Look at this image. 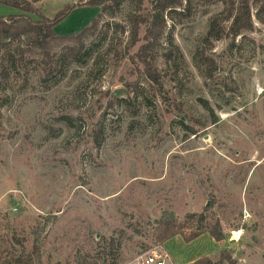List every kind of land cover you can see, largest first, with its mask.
Returning <instances> with one entry per match:
<instances>
[{
  "label": "rangeland",
  "instance_id": "obj_1",
  "mask_svg": "<svg viewBox=\"0 0 264 264\" xmlns=\"http://www.w3.org/2000/svg\"><path fill=\"white\" fill-rule=\"evenodd\" d=\"M77 1L43 0L41 11L51 19ZM222 10L207 3L176 26L178 58L166 55L163 41L158 84L139 79L129 59L142 42L128 49L120 32L101 40L98 30L121 16L103 19L96 37L84 40L96 50L83 63L52 77L22 65L0 80L1 264L31 254L34 244L36 264H104L111 238L120 244L117 264H132L158 247L163 213L180 224L203 215L218 224L237 264H264V21L253 17L245 35L254 44L242 57L225 39L213 43L207 56L216 66L205 78L193 59L208 20ZM17 13L0 6V17ZM98 13L75 7L53 31L74 34ZM137 79L129 91L125 83ZM164 244L172 264L216 258L222 248L208 234Z\"/></svg>",
  "mask_w": 264,
  "mask_h": 264
},
{
  "label": "trees",
  "instance_id": "obj_2",
  "mask_svg": "<svg viewBox=\"0 0 264 264\" xmlns=\"http://www.w3.org/2000/svg\"><path fill=\"white\" fill-rule=\"evenodd\" d=\"M42 2L43 0H0V6H9L18 11L17 14L0 17V80L6 81L9 74L16 73L22 65L40 66L44 75L52 77L56 73H62L64 67L83 63L85 59L91 58L96 50L95 45L86 48L84 40L96 37L103 19L114 20L121 16L120 22L108 21L98 30L102 33L101 40H105L108 33L120 32L128 36V49L142 42L129 59L133 62L139 79L158 84L160 75L155 68V60L163 41H166V46L170 48L166 55L173 54L178 58L179 53L172 44V33L176 26L188 20L197 8L207 3H215L222 5L223 10L208 20L207 32L201 39L193 59L197 71L208 78L216 66L207 56L213 43L225 39L229 42L228 49L237 51L239 57H242L244 49L254 44L245 35L255 28L253 17L259 22L264 21V0H78L67 5L51 19L43 15ZM83 5L97 7L98 15L88 26L74 34L56 35L54 27L65 19L72 9ZM108 50H111V46ZM125 87L129 91H135L138 88V79L131 84L125 83ZM120 102L125 103L126 110L132 114L136 112L126 100ZM101 132V124L96 125L93 129L96 148L101 146ZM187 219V224H180L173 214L163 213L160 219L155 221L154 243L161 247L167 240L176 236L189 243L207 233L218 245L221 244L222 248L216 258L202 257L192 264H237L232 251L223 248L224 236L218 224L207 225L203 215L192 214L188 215ZM189 220H194V224ZM119 246L118 241L111 238L105 252L108 263L105 261L104 264H117ZM38 257L39 249L34 244L31 254L19 256L7 263L36 264Z\"/></svg>",
  "mask_w": 264,
  "mask_h": 264
},
{
  "label": "built area",
  "instance_id": "obj_3",
  "mask_svg": "<svg viewBox=\"0 0 264 264\" xmlns=\"http://www.w3.org/2000/svg\"><path fill=\"white\" fill-rule=\"evenodd\" d=\"M231 240H238V237H235V233H231ZM132 264H172V262L162 248L156 247L149 252L137 255Z\"/></svg>",
  "mask_w": 264,
  "mask_h": 264
},
{
  "label": "crops",
  "instance_id": "obj_4",
  "mask_svg": "<svg viewBox=\"0 0 264 264\" xmlns=\"http://www.w3.org/2000/svg\"><path fill=\"white\" fill-rule=\"evenodd\" d=\"M207 235V233H205V234H202L201 236H199L198 238H196L195 240H193L194 242L196 241V240H198L199 238H202V237H205ZM173 238H179V239H181V237H179V236H176V237H173ZM172 239V238H171ZM165 244L163 243V245L161 246L162 247V250H163V246H164ZM199 257V256H198ZM198 257L196 258V260L198 259ZM193 262L195 261V259L194 260H192ZM192 262V263H193ZM192 263H190V264H192Z\"/></svg>",
  "mask_w": 264,
  "mask_h": 264
},
{
  "label": "bare ground",
  "instance_id": "obj_5",
  "mask_svg": "<svg viewBox=\"0 0 264 264\" xmlns=\"http://www.w3.org/2000/svg\"><path fill=\"white\" fill-rule=\"evenodd\" d=\"M235 235L237 236V235H238V233H235Z\"/></svg>",
  "mask_w": 264,
  "mask_h": 264
},
{
  "label": "water",
  "instance_id": "obj_6",
  "mask_svg": "<svg viewBox=\"0 0 264 264\" xmlns=\"http://www.w3.org/2000/svg\"><path fill=\"white\" fill-rule=\"evenodd\" d=\"M208 205H209V203L206 204V206H208Z\"/></svg>",
  "mask_w": 264,
  "mask_h": 264
}]
</instances>
